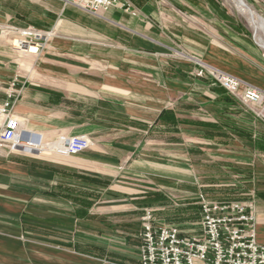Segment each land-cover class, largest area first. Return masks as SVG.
<instances>
[{"label": "crops", "instance_id": "crops-1", "mask_svg": "<svg viewBox=\"0 0 264 264\" xmlns=\"http://www.w3.org/2000/svg\"><path fill=\"white\" fill-rule=\"evenodd\" d=\"M131 1L137 17L117 7L97 15L61 0H12L5 14L11 23L50 34L35 44L37 51L21 54L0 36V103L13 88L12 110L22 129L45 142L101 129L125 131L134 142L120 165L138 146L157 142L146 138L159 136L160 152H169L172 131L183 146L229 145L237 134L241 143L249 141L246 134L231 133L238 128L225 119L241 113L233 99L209 76L197 78L189 59L199 57L210 68L264 86V67L228 50L216 3ZM200 121L208 123L203 130ZM102 153L72 160L50 150L41 153L50 159L0 154V264H140L97 255L94 219L109 221L115 207L94 206L91 184L77 185L75 170L82 177L98 172L92 164L101 163L95 160ZM161 154L170 165L169 154ZM77 190L85 191L83 199ZM251 214L255 239L263 245L264 199L255 201Z\"/></svg>", "mask_w": 264, "mask_h": 264}, {"label": "rangeland", "instance_id": "rangeland-1", "mask_svg": "<svg viewBox=\"0 0 264 264\" xmlns=\"http://www.w3.org/2000/svg\"><path fill=\"white\" fill-rule=\"evenodd\" d=\"M213 1L221 12L222 17L219 16V21L222 19L224 24L223 27L220 26L219 32L227 39L228 46L231 47H228V50L233 53L237 52L253 63L264 67V48L255 38L253 28L248 24L245 14L240 13L229 0ZM244 1L264 21L263 1ZM12 4V0H0L1 38L9 39L10 45L19 54L37 51L35 44L40 39L49 36L50 33L31 26H18L11 23L5 14L8 6ZM136 10L137 15L134 17L140 14L139 9L136 8ZM212 18L215 17H211L210 22ZM24 28L41 31L45 33V36L36 39L34 45L18 46V40L22 37L20 29ZM257 33L264 38L261 32ZM229 35L235 37L237 41L232 37L229 38ZM189 59L196 66L194 75L197 78L207 75L212 82L221 86L208 72L210 67L208 68L205 62L199 57L192 56ZM199 63L204 66L202 68L204 74L201 76L197 75ZM228 95L241 113L236 112L237 114L225 119L229 124H234L238 128V132L231 133L249 136L247 142L238 141L241 138L237 134V139L229 145L217 143L210 146L202 141L198 144L199 142L196 143L195 140L196 144H190L192 141H189L190 145L186 143V146H183L177 144L181 135L172 131L169 135V152H160L159 136L146 138L157 142L138 146V151L131 154L127 160L128 163L120 165L121 160L129 155L127 146L133 143L134 139H129L125 131L101 129L91 135L85 134L92 142L89 148L76 155L65 156L72 160V156L80 157L85 152L98 154V152L105 151L102 153L104 156L95 160L101 163L92 164L94 168L98 167V172L92 171L89 175L85 174L82 177L77 173V169L75 170L77 185L84 181L86 185L91 184L94 206L95 204L100 205L101 202H108L111 208L115 207L111 209L109 221L94 219L98 257H105L115 263L123 261L122 256L126 257L129 262L139 261L138 247L141 241L142 216L146 209L151 210L152 219L156 225L176 226L183 236L189 237L200 233L201 201L203 199L215 202L250 203L252 209L255 201L264 199V124L251 111L250 105L242 103L230 93ZM20 120L22 123L21 117ZM206 125H208L207 122L200 121L202 130ZM246 128H251L253 135ZM169 130L171 131L172 128ZM257 135L261 137V140L257 139ZM141 136H138L136 140H140ZM199 136L202 137L204 134L200 133ZM161 153L164 157L165 154H169L170 165L162 161ZM39 155L50 159L44 154ZM86 193L89 196L88 191ZM84 196L85 191L77 190L78 199H83ZM104 241H106L105 246Z\"/></svg>", "mask_w": 264, "mask_h": 264}, {"label": "built area", "instance_id": "built-area-1", "mask_svg": "<svg viewBox=\"0 0 264 264\" xmlns=\"http://www.w3.org/2000/svg\"><path fill=\"white\" fill-rule=\"evenodd\" d=\"M90 14H100L109 7H117L133 16L137 10L130 0H61ZM264 3V0H262ZM18 46L34 45L45 33L30 28L20 29ZM197 75H203L200 64ZM209 68V67H208ZM208 71L228 93L242 103L264 124V86L256 87L242 82L236 76L219 69ZM13 86V84H12ZM16 91L10 88L7 100L0 103V154L29 152L39 156L43 151L60 155H76L92 145L87 135H60L53 142H45L42 136L22 129L20 117L13 112ZM250 203L232 201H201L199 234L183 236L176 226L156 225L151 210L142 216L140 264H264V244L255 239Z\"/></svg>", "mask_w": 264, "mask_h": 264}, {"label": "bare ground", "instance_id": "bare-ground-1", "mask_svg": "<svg viewBox=\"0 0 264 264\" xmlns=\"http://www.w3.org/2000/svg\"><path fill=\"white\" fill-rule=\"evenodd\" d=\"M233 4V6L240 12L242 13L247 21L248 24L253 28V31L255 33V38L259 40L261 43L262 47L264 48V38L260 37L257 35V32H261L264 35V21L259 18L258 14L254 12L252 9L246 5L244 0H229Z\"/></svg>", "mask_w": 264, "mask_h": 264}]
</instances>
